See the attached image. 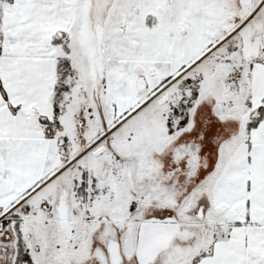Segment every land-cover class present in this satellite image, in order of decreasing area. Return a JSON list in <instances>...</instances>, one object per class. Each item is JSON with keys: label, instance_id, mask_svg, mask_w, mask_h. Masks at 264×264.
Listing matches in <instances>:
<instances>
[{"label": "snow or ice", "instance_id": "6c2138e0", "mask_svg": "<svg viewBox=\"0 0 264 264\" xmlns=\"http://www.w3.org/2000/svg\"><path fill=\"white\" fill-rule=\"evenodd\" d=\"M0 264H264V0H0Z\"/></svg>", "mask_w": 264, "mask_h": 264}]
</instances>
